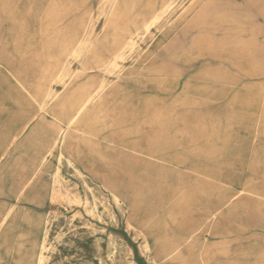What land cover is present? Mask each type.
Returning a JSON list of instances; mask_svg holds the SVG:
<instances>
[{
	"label": "rangeland",
	"instance_id": "374dc122",
	"mask_svg": "<svg viewBox=\"0 0 264 264\" xmlns=\"http://www.w3.org/2000/svg\"><path fill=\"white\" fill-rule=\"evenodd\" d=\"M135 1L109 26V0H0V147L28 127L0 159V264H264V0ZM104 81L79 143L123 200L57 149L23 164Z\"/></svg>",
	"mask_w": 264,
	"mask_h": 264
},
{
	"label": "bare ground",
	"instance_id": "6f19581e",
	"mask_svg": "<svg viewBox=\"0 0 264 264\" xmlns=\"http://www.w3.org/2000/svg\"><path fill=\"white\" fill-rule=\"evenodd\" d=\"M109 2H111V8L107 14V19L110 22L109 26H112L114 24V18L115 16L120 17V21L123 20L125 21V14L126 11H130L133 9L134 5H135V0H109ZM119 5H121L120 8H117ZM113 35L111 34V32L109 31L107 33V36H105V40L107 41V43H109V48L107 49V53H112L115 52L116 58L121 57L122 52L118 53V51H115V45H113ZM92 38V37H91ZM85 41V40H84ZM83 40L80 43V46L77 48L79 49L80 47H85L86 50V58H88V54L87 52L89 51V47L91 46L92 42H87L85 43ZM90 41V40H89ZM94 42V41H93ZM101 46V45H100ZM106 47V45H105ZM76 49V50H77ZM75 50V51H76ZM80 50V49H79ZM92 54H91V60L93 61H98V59L101 58L102 54L99 48L96 49H92ZM79 52V51H78ZM126 53V52H124ZM112 64V63H111ZM91 65V64H90ZM116 67V66H115ZM114 68V65H113ZM111 70V68H110ZM108 71V70H107ZM112 71V70H111ZM111 71L107 72L110 73ZM117 74V73H115ZM113 75V74H112ZM47 77H51L52 74H47L45 75ZM114 76V75H113ZM82 77V76H80ZM79 77V78H80ZM57 79H60V76H58ZM55 80L58 81L59 80ZM62 80V78L60 79V81ZM110 81V80H109ZM107 83L106 81H104L102 84H99L95 89H91L90 92L87 93V96L85 97L84 101L81 102V104L78 103H74L76 102L75 100H70L68 103L67 102H63L60 105V108L57 110V112L60 110L61 112L65 113V111H69V113L65 116L66 119H68L67 121V127H62L60 124L59 129H52V131H54V136H47L45 141H44V150L40 149V152H36L33 154V156L27 160L26 162H24L23 164L28 167L27 170L32 173V174H40L43 171H45L46 169V165L49 163V154H53V150L57 149V151L60 153V155H65L67 157V159L69 160L70 163H72V165L75 166V168H77L78 170H83L85 171L88 175L96 178H100L104 185L106 187H108L111 191H112V195L119 200H123L122 197L125 196L123 193L117 191L113 185V181L116 178V167L114 165V161H113V156L114 154H112L111 151L108 150H95L93 149L91 146H83L79 143V132L82 131L86 119L83 121V124H80L78 122V120L80 119V117L83 115L85 109L88 107V105L96 98L98 97L101 93H104L105 90H109L112 91V89H106L107 87ZM75 84V83H74ZM56 88V87H55ZM63 88H66V86H64ZM78 90V89H77ZM75 90V91H77ZM108 92V91H107ZM58 97V90H54V88H48L46 89V91L43 93V95L41 96V101L39 103L40 107L37 110V112L32 115L31 117H29L26 121V124L28 126H30L33 122H35V120L40 117L41 114L45 113L48 109V105L49 103H54L57 100ZM71 97V96H70ZM76 97V96H74ZM65 100V99H64ZM77 100V99H76ZM43 122V121H42ZM56 122V121H55ZM79 123V124H78ZM74 125V127H73ZM44 126V125H43ZM28 128V127H27ZM23 129L21 128L19 131H17L15 134L12 135L11 139L7 142L1 145L0 147V159L2 160L5 156H7L11 150V147L14 145V143H16L18 137L27 129ZM28 133V132H27ZM82 134V133H81ZM23 136V135H22ZM21 136V137H22ZM33 142V141H32ZM75 142L74 147H72L71 143ZM109 142V141H108ZM107 142V143H108ZM143 142V141H142ZM31 144V143H30ZM37 147V146H36ZM120 147V146H119ZM136 147V146H135ZM71 148L74 150H71ZM113 148V147H112ZM116 150V148H115ZM118 150V149H117ZM121 151V150H120ZM128 151V150H127ZM133 152V151H132ZM141 153V152H140ZM116 154V152H115ZM130 155V154H129ZM142 155V154H141ZM132 158V157H131ZM115 159H117L115 157ZM136 159V157H135ZM139 159V158H138ZM136 164V163H135ZM22 168V167H21ZM135 168V167H134ZM25 169V168H24ZM160 169V168H159ZM163 169H161L162 171ZM165 170V169H164ZM119 173L123 172V169L118 168L117 170ZM172 171V170H171ZM124 174V173H123ZM126 174V173H125ZM163 176V174H162ZM188 176V175H187ZM125 177V176H124ZM150 177V176H149ZM186 177V176H185ZM28 178V177H27ZM180 178V177H179ZM124 180V179H123ZM181 180V179H180ZM188 183V182H187ZM30 184V183H29ZM123 184V183H122ZM25 188V187H24ZM125 192V191H124ZM151 192V191H150ZM152 194V193H151ZM249 195V194H248ZM260 194H258L259 196ZM251 196V195H249ZM263 196V195H262ZM261 196V197H262ZM135 198L131 196L130 199V204L133 205L135 200ZM249 200V199H248ZM253 201V200H252ZM256 202V201H255ZM16 203V202H15ZM185 203V202H184ZM183 203V204H184ZM260 203V202H259ZM94 204V203H93ZM149 204V203H148ZM151 204V203H150ZM175 204V203H174ZM182 204V205H183ZM235 204V203H234ZM261 204V203H260ZM17 205V204H16ZM221 206H225L224 202L220 203ZM146 206V205H145ZM237 206V205H236ZM238 207V206H237ZM151 209V208H150ZM237 209V208H236ZM244 209V208H243ZM243 211V210H242ZM189 212V211H188ZM236 212V211H235ZM261 213V212H260ZM237 215V214H235ZM263 217H261L262 219ZM254 219V218H253ZM3 221V220H2ZM254 221V220H253ZM252 221V222H253ZM4 222V221H3ZM260 222V221H259ZM181 222H177L176 224L179 225ZM254 223V222H253ZM262 223V222H261ZM246 227V226H245ZM257 227V226H256ZM175 229V228H174ZM248 229V228H247ZM176 230V229H175ZM249 230V229H248ZM183 232V231H182ZM189 232V231H188ZM3 233V232H2ZM27 235V234H26ZM157 238L159 240V242L161 243V240L164 238V234L163 232L160 231V233L157 232ZM25 236V235H24ZM183 238V237H182ZM10 239V238H9ZM7 240V239H6ZM14 240V239H12ZM3 241V240H2ZM45 241V240H44ZM176 241V240H175ZM10 242V241H9ZM43 245V244H42ZM41 245V246H42ZM32 248V247H31ZM158 255L160 253H172V251L169 249L167 250L166 248L162 247V248H158L157 246H155ZM178 250V249H177ZM181 251V250H179ZM184 251V249H183ZM43 254L42 252L40 253V256L38 257V262L37 264H42V260H44L43 256L41 255ZM175 254V253H174Z\"/></svg>",
	"mask_w": 264,
	"mask_h": 264
}]
</instances>
